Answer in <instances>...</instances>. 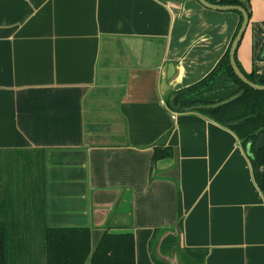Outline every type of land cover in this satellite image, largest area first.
I'll use <instances>...</instances> for the list:
<instances>
[{"label": "crops", "instance_id": "0c3cea01", "mask_svg": "<svg viewBox=\"0 0 264 264\" xmlns=\"http://www.w3.org/2000/svg\"><path fill=\"white\" fill-rule=\"evenodd\" d=\"M240 2L250 17L237 59L264 81V0ZM238 21L198 0H0V199L18 215L10 230L35 231L40 211L51 228L88 226L92 248L104 230L131 232L135 264H158L149 242L155 227L175 226L179 193L182 248L206 249L204 264H264V195L246 148L206 115L167 104L215 67ZM236 89L222 72L188 99ZM173 130V154L151 166ZM16 166L33 172L7 170ZM25 254L44 264L40 251Z\"/></svg>", "mask_w": 264, "mask_h": 264}, {"label": "trees", "instance_id": "16d2710c", "mask_svg": "<svg viewBox=\"0 0 264 264\" xmlns=\"http://www.w3.org/2000/svg\"><path fill=\"white\" fill-rule=\"evenodd\" d=\"M218 4L231 6L239 5L247 10L240 0H219ZM234 11L239 15L237 28L226 51L218 59V63L210 72L203 76L200 81L173 92L172 95L174 98L172 100L170 99L171 97L168 96L167 104L171 109L177 111H184L185 109L197 111L211 118L216 123L231 129L236 136H238L244 148L250 143L253 155L249 160L252 164L254 179L257 181L264 195V175L261 170L264 169V143L258 151L255 146V142L259 135L264 134V91L252 89L233 73L229 61V51L232 45L231 42L242 22L241 12L238 10ZM248 15L250 17L249 12ZM257 58L264 59V44ZM235 61L246 78L264 85V81H258L254 78L253 72L247 73L244 71L237 59V51L235 52ZM222 72H225L229 78L232 79L234 84L237 85V89L232 95L241 91L242 93L240 96L237 97L236 100L216 108L196 109L195 107L198 105L219 102L190 100L188 98L208 87ZM229 97L230 96L226 98ZM249 117L251 119L244 121L245 118ZM153 148L154 152L151 158V166L156 161L167 158L173 154L171 150L173 148L171 146L156 145ZM176 199L177 222L175 226L171 227V229L155 227L153 230V236L149 242V250L152 252V258L158 264H170L156 257L154 247H157L162 256L172 258L177 255L180 264H204L207 254L206 249H187L180 246L179 241L183 216L179 193H177ZM8 204L10 203L7 202L6 199H0V264H34L18 260L19 252H28L27 249L24 250V247L28 246V239L26 241V239L20 235V230H10V224L15 222L18 215L9 214V210L6 212V205ZM10 210H12V208H10ZM36 215H40L39 220H41V226L36 228L35 231L42 237V245L37 250L38 252L40 251V254L44 257V264H135L134 234L131 232L111 233L108 230H104L97 243L92 248V235L88 226L51 228L46 225L43 212L39 211ZM35 231L32 232L34 233Z\"/></svg>", "mask_w": 264, "mask_h": 264}, {"label": "water", "instance_id": "95a60500", "mask_svg": "<svg viewBox=\"0 0 264 264\" xmlns=\"http://www.w3.org/2000/svg\"><path fill=\"white\" fill-rule=\"evenodd\" d=\"M198 2H200L202 5H204L205 7L207 8H210V9H213V10H238L241 12L242 14V22L240 24V28L239 30L237 31L236 35L234 36V39L233 41L231 42V47H230V51H229V61H230V64H231V67H232V70H233V73L238 77L240 78L246 85H248L249 87H251L252 89H257V90H263L264 91V85L263 84H258L254 81H250L248 78L245 77V75L242 73V71L240 70V68L238 67L237 65V62L235 61V52L237 51V48L239 46V42L240 40L242 39L246 29H247V25H248V22H249V15H248V12L247 10H245L243 7L239 6V5H221V4H213L207 0H198ZM242 92L241 91H238L236 92V94L230 96L229 98H226V99H223V100H219V102H216V103H212V104H202V105H198L196 106L195 108L196 109H202V108H216V107H219L220 105H223V104H226V103H229V102H232L234 100H236L237 97L240 96ZM174 97L171 96V100L173 99ZM251 119L250 117L249 118H245L244 121H247ZM264 143V134H260L257 141L255 142V146H256V150L258 151L262 145ZM178 144V132L176 130H173L172 133H169L167 135H165L159 142H158V145L160 146H176ZM251 144L248 143L246 145V153L249 157V159L252 157V152H251ZM262 172H263V175H264V169H261ZM154 251H155V255L157 258L161 259V260H164V261H167L168 263L170 264H180L179 262V257L177 255H175V258H174V261L171 262L170 259H167V258H162V255L161 253L159 252L158 248L155 247L154 248Z\"/></svg>", "mask_w": 264, "mask_h": 264}, {"label": "rangeland", "instance_id": "374dc122", "mask_svg": "<svg viewBox=\"0 0 264 264\" xmlns=\"http://www.w3.org/2000/svg\"><path fill=\"white\" fill-rule=\"evenodd\" d=\"M11 164V162H9V163H4V166H9ZM1 167H3L2 165H1ZM1 169V168H0ZM18 170V169H20V170H22V173H24V175L26 174V175H30L32 172H33V169H30V168H24V169H22V167H14V168H12V167H10V168H8L7 167V170ZM24 232V235L27 237L28 236V233H30V234H32V237L33 238H31L29 241H27V239H26V241H27V243H28V246L27 247H24V250L25 249H27L28 250V252H34L35 250H37V249H39L40 247H41V245H42V237H40V235L35 231V234H33V232L32 231H29V232H27V230H25V231H23V230H20V235L22 234ZM35 240V241H34ZM35 243V244H34ZM27 252V253H28ZM26 252H23V251H21V252H19L18 253V255L20 256V257H18L19 259L18 260H23L25 263H32V261L30 260V259H25L24 257H25V254ZM18 263V262H17Z\"/></svg>", "mask_w": 264, "mask_h": 264}]
</instances>
